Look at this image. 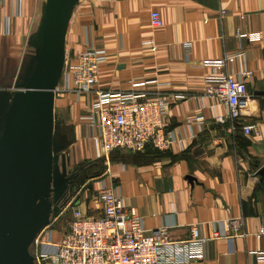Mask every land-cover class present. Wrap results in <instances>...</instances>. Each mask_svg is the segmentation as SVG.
I'll use <instances>...</instances> for the list:
<instances>
[{"label":"crops","instance_id":"crops-1","mask_svg":"<svg viewBox=\"0 0 264 264\" xmlns=\"http://www.w3.org/2000/svg\"><path fill=\"white\" fill-rule=\"evenodd\" d=\"M47 2L0 0V139L36 70ZM155 10L161 27L151 24ZM149 40L154 49L144 44ZM185 43L191 44L189 53ZM88 45L104 48L107 56L94 89L168 94L164 122L178 138L172 149L115 150L105 173L103 159L94 157L93 129L82 119L95 95L65 88L64 75ZM64 49L53 143L55 149L70 145L66 164H74L77 176L81 171L92 183L75 198L77 208L91 217L103 215L97 189L104 180L127 206L137 208L146 229L167 227L173 239L186 240L192 227L199 228L203 258L183 264H264L253 253L264 251V234L257 235L264 229V178L259 174L264 168V0H75ZM222 59L224 66L206 64ZM243 69L253 71L246 79L250 97L233 128L216 119L227 108L205 94L206 78L224 72L239 77ZM247 124L259 132L246 134L242 126ZM75 185L65 205L79 190ZM235 217L244 218L245 238L231 244L212 238L219 222Z\"/></svg>","mask_w":264,"mask_h":264},{"label":"built area","instance_id":"built-area-1","mask_svg":"<svg viewBox=\"0 0 264 264\" xmlns=\"http://www.w3.org/2000/svg\"><path fill=\"white\" fill-rule=\"evenodd\" d=\"M151 24L154 27L163 25L159 11L151 12ZM144 44L154 49L153 40ZM185 45L189 53L191 44ZM106 58L104 48L88 45L64 75L66 90L77 95H95L92 106L82 119L88 121L93 129L94 157L103 159L105 173L110 172L111 153L115 150L137 153L152 146L167 151L178 140L164 122L170 105L166 92L94 89L100 65ZM206 64L224 66L226 59L209 60ZM252 75V70L243 69L239 77L224 72L206 78L205 94L227 108L225 115L216 116L219 122L229 121L233 128L237 127L250 97L246 79ZM175 98L183 99L184 96L175 95ZM242 130L246 134L259 132L253 124L243 125ZM84 189H79L62 209L61 215L72 210L69 228L58 241L43 243L41 252L35 257L39 264H183L203 258L204 239L198 227H192L191 236L186 240L173 239L167 227L146 229L137 208L127 206L117 189L104 180L97 189V198L103 204V215L88 216L74 203ZM262 234L264 229L257 235ZM246 235L243 217L221 221L212 231L213 239H226L230 244ZM253 253L264 262V251Z\"/></svg>","mask_w":264,"mask_h":264},{"label":"water","instance_id":"water-1","mask_svg":"<svg viewBox=\"0 0 264 264\" xmlns=\"http://www.w3.org/2000/svg\"><path fill=\"white\" fill-rule=\"evenodd\" d=\"M75 0H48L36 70L0 139V264H35L29 248L43 227L54 173V97L63 74L65 35ZM264 94V91H261ZM67 174L63 156V175ZM264 178V168L259 170Z\"/></svg>","mask_w":264,"mask_h":264},{"label":"rangeland","instance_id":"rangeland-1","mask_svg":"<svg viewBox=\"0 0 264 264\" xmlns=\"http://www.w3.org/2000/svg\"><path fill=\"white\" fill-rule=\"evenodd\" d=\"M69 146L70 145L67 144H61L57 145L55 149V164L53 170L57 178L61 181V187L50 196L51 206L47 211L42 229L34 232V240L30 245L29 253L30 257L34 258L35 264H39L35 257L37 253L41 252L43 243H53L58 241V239H60L64 232L69 228L72 211L69 210L62 215L61 211L66 202L72 197L71 184H73V186L76 184L75 186H79V189L85 188L88 189L87 191L91 189L92 183L89 180L84 179L81 171H78V176L76 171L70 175H63V156L66 157ZM62 151H64V153ZM85 162H81L79 166L82 167V165H85ZM70 167L75 168V165L70 163H68V165L66 164L67 173L70 172Z\"/></svg>","mask_w":264,"mask_h":264},{"label":"trees","instance_id":"trees-1","mask_svg":"<svg viewBox=\"0 0 264 264\" xmlns=\"http://www.w3.org/2000/svg\"><path fill=\"white\" fill-rule=\"evenodd\" d=\"M148 148H153V149H155L156 151L164 152V151L158 150V149H156V148H154V147H152V146H148ZM148 148H147V149H148ZM147 149H146V150H147ZM167 151H168V150H167ZM137 153H140V152H137ZM99 174H100V173H99Z\"/></svg>","mask_w":264,"mask_h":264},{"label":"flooded vegetation","instance_id":"flooded-vegetation-1","mask_svg":"<svg viewBox=\"0 0 264 264\" xmlns=\"http://www.w3.org/2000/svg\"><path fill=\"white\" fill-rule=\"evenodd\" d=\"M76 170H77V169H74V168H73L69 173H70V174H73V172L76 171ZM52 193H53V191H52L50 194H52Z\"/></svg>","mask_w":264,"mask_h":264}]
</instances>
